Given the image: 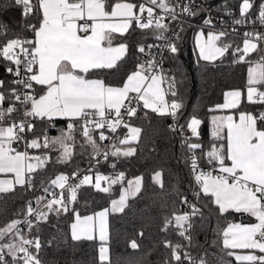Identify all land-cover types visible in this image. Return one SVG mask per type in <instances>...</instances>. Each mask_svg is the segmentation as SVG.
Segmentation results:
<instances>
[{
    "label": "snow or ice",
    "instance_id": "1",
    "mask_svg": "<svg viewBox=\"0 0 264 264\" xmlns=\"http://www.w3.org/2000/svg\"><path fill=\"white\" fill-rule=\"evenodd\" d=\"M22 4L24 14L38 13L36 24L28 25L33 33V38L22 39L20 37L9 39L0 44V59L9 62L5 70L15 77L11 84L20 87L8 89V95L0 91V105L8 99L14 101L6 109L0 107V174H11L10 179H0V193L13 191L16 186H33L32 176L45 166L49 157L47 155L32 156L27 151H18L13 144L24 139L23 133L32 132L35 125L32 121L39 119L51 123L54 119H65L68 122L67 129L61 130L57 137H49L46 134L42 138H35L25 141L27 149H49L59 146L60 156L58 162H67L72 156V144L74 141L73 131L77 123H80L81 135L85 144L92 148L93 154L99 155L101 147L93 137L94 132H99V140L109 139L104 129L116 133L117 129L123 126L127 134L119 139L121 148L113 145L114 150H109L114 157H130L135 154L131 143L136 141L140 135V129L131 126L124 120L136 116L137 107L143 104L145 109L160 115H171L173 120L182 107L175 99L169 103L165 96L177 95L174 90L175 82L168 81L162 75V69L154 59L147 63H139L124 81L122 86H108L101 79L88 78V74L94 70L111 69L117 65L126 54L127 45L120 43L113 46V34L123 35L130 26L135 25L141 29L152 28L161 30L157 38H162V31L167 25L162 23V17H154L153 7L141 3L138 6L130 2L116 0L107 8L106 0H76L70 3L69 0H16ZM150 5H155L165 12H173L169 8L167 0H147ZM138 7L139 13L134 9ZM253 7L250 0H243L240 4V15L244 17ZM183 12L195 15L185 5ZM148 19L144 20V13ZM259 20L264 22V3L259 6ZM244 21L237 19L235 23ZM210 25V20L204 21ZM227 34L209 32L205 37L203 31L197 32L195 36L196 47L199 56L205 61L215 60L222 57L229 50L231 45L222 44L221 38ZM243 47L237 48L240 53L239 61L252 52L258 50V44L253 40H264V36L245 33ZM151 47V46H149ZM141 53L145 51L141 46L138 49ZM170 51L175 53L177 48L170 45ZM235 54V53H234ZM23 73V74H22ZM168 83V88L162 87ZM264 84V57L255 67H249L247 79V100L249 103L264 104V91H259L256 85ZM5 87V82L0 80V89ZM242 93L240 91L226 92L224 103L217 105L219 110L237 109L241 103ZM16 104L23 107L24 120L19 123L13 122L7 126L3 121L10 117L18 109ZM114 114V115H113ZM264 121V112L256 116L252 113L240 112L238 120L233 115L213 116L211 135L214 141H226L219 145L213 143L211 149L205 153L209 164L217 165L211 171L198 170L196 156L191 157V168L195 182L199 187V196H209L212 203L218 207L221 215L235 211L247 213L254 217L256 223L247 225L229 223L224 227L222 236L223 248L228 250L226 255L234 257L237 264H264V127L258 122ZM201 121L195 117L187 124L192 136H198V128ZM188 150L201 147L198 143H188ZM105 159L109 152L103 153ZM114 167V165H113ZM73 177H77L73 173ZM161 173L156 172L153 180L160 183ZM91 177L84 175L79 179L78 184L69 183V177L60 174L50 181L51 186L60 189V193L51 192L49 188L44 191L52 197L43 205L47 211L34 209L31 204L26 211L24 223L29 229L33 227L31 220L27 217L34 216L37 222L47 219L48 213L61 211L68 212V205L76 200L77 189L82 185L91 183ZM125 179L123 172L115 177H106L97 174L94 187L101 192L110 191L111 185L120 183ZM142 178L127 181L128 187L124 189L118 200L111 201L112 212H122L126 207L129 197H134L139 191ZM108 182V187H103L101 182ZM67 192V198L65 197ZM44 197L37 198V204H41ZM187 203V200H183ZM109 209L105 208L93 215L81 216L75 212V221L71 224V238L73 241L94 240L99 238V261L105 264L109 260L108 247L106 242L109 239L108 221ZM199 212L195 205H192V215ZM175 225L183 229L184 223L189 220V215H175ZM19 220H13L5 228L0 229V240L8 234H13L17 242L0 244V264H8L4 251L12 257V264H41L38 253L41 249L39 238L27 239L20 232ZM171 223L168 221L167 224ZM185 231H180L185 236ZM188 239L187 236H185ZM133 249L138 245L135 241L130 245ZM166 247H172L169 244ZM34 247L36 254L30 251ZM179 245L172 248V257L176 261L181 259L177 249ZM234 250H248L246 254ZM259 253V254H257ZM187 258V254H185ZM201 264L205 261L201 260Z\"/></svg>",
    "mask_w": 264,
    "mask_h": 264
},
{
    "label": "trees",
    "instance_id": "2",
    "mask_svg": "<svg viewBox=\"0 0 264 264\" xmlns=\"http://www.w3.org/2000/svg\"><path fill=\"white\" fill-rule=\"evenodd\" d=\"M116 0H106L107 5ZM214 10L227 19L237 20L240 15V4L243 0H208ZM253 7L245 15L246 18H258L259 6L264 0H250ZM137 5V2H135ZM36 4V0H33ZM138 8V7H137ZM204 12L196 9L194 18L183 25L177 32L174 45L175 53L169 51L163 62V75L168 81L175 82L174 90L177 95L173 97L170 92L166 95L167 101L173 99L182 104L178 110L176 120L187 127L191 118L195 117L201 121L198 128V136H192L189 143H198L200 148L190 152L179 144L173 135L169 116H160L154 112L141 111V114L128 121L131 126L139 128L138 139L131 143L135 154L130 157H114L109 154L107 159L93 154L92 148L85 144L81 135V128L76 127L72 135V156L67 162H58L60 156L59 146L49 149H26L32 155H47L49 160L45 166L38 169L32 176L31 188L16 186L13 191L0 193V229L5 228L13 220L24 217L26 203L30 202L32 207L44 211V202L49 194L45 188H55L50 181L57 175L70 176L82 169H89L94 174L113 177L112 173H124L125 179L120 183L111 185L107 193L98 191L94 187V177L91 183L82 185L77 189L76 200L68 205L69 211L48 213L47 219L37 222L34 216L30 220L33 227L28 226L22 230L26 238H39L41 249L38 258L41 264H100L99 247L100 241L80 240L73 241L70 226L75 212L80 215L94 213L101 208L109 209L110 202L120 195L121 189L127 181L133 177H140V191L126 201V207L122 212H112L108 215L109 239L106 245L109 249V260L105 264H237L233 257L226 255L228 250L223 248L221 230L226 227L230 218L228 213L221 215L218 207L212 203L209 196L199 192V187L194 185L193 172L190 169L191 157L197 158L198 170L205 167L217 165L209 164L205 153L211 149L213 143L219 145L226 141H214L212 132V117L222 116L228 112L253 111L256 114L260 105L249 103L244 95L247 86L248 65L250 61H258L259 50L250 53L245 61H239V55H234V50L243 45L244 35L225 32L227 35L221 38L222 44L231 47L224 54L213 61H205L200 58L195 46L194 38L199 29L203 27ZM38 13L25 15L21 5L16 0H0V44L9 39H14L21 34L28 39L33 33L28 30V25L36 24ZM161 30L155 27L141 29L134 24L129 31L121 35L118 40L125 42L128 46L126 55L111 69L94 70L88 74L90 78H98L108 85H121L128 74L136 69L141 63L142 53L139 47L144 48L151 42L157 41ZM163 32V31H162ZM12 66L9 62L0 59V80L5 82V87L0 89L8 95V89L18 87L11 84L15 78L6 72V68ZM14 67V66H12ZM259 86V85H258ZM165 89L168 83H165ZM240 89L242 91L241 103L237 109L219 110L216 108L223 102L224 94L228 90ZM10 101L6 99L0 107L7 108ZM17 112L11 117L19 116L21 105L16 104ZM69 121L65 119L33 121L35 128L28 134V140L42 138L43 135L57 137L61 130L67 129ZM3 122L4 126L9 125ZM124 131H128L123 128ZM106 132L107 129H104ZM94 139L100 145L99 132L93 133ZM17 150H22L21 143H14ZM114 145L122 149L127 147L119 145L118 139ZM186 153L188 161H186ZM114 165V167H113ZM156 172L161 173L160 183L153 180ZM75 181L73 184H78ZM107 186H109V183ZM67 198V192H65ZM44 197L41 204H37V198ZM191 198L199 209V212L191 219L189 230L185 236H181L177 228L174 216L184 215L183 200ZM46 204V203H45ZM239 215L236 216V218ZM168 221L171 223L167 224ZM135 241L138 245L133 249L130 245ZM3 244L17 242L13 234H8L3 239ZM169 244L172 247H166ZM179 245L177 249L181 259L176 261L172 257V248ZM189 250V253H186ZM8 264H12V257L4 251ZM36 254V250H35ZM187 254V258H185ZM190 254V255H188ZM22 264V262H21Z\"/></svg>",
    "mask_w": 264,
    "mask_h": 264
},
{
    "label": "built area",
    "instance_id": "3",
    "mask_svg": "<svg viewBox=\"0 0 264 264\" xmlns=\"http://www.w3.org/2000/svg\"><path fill=\"white\" fill-rule=\"evenodd\" d=\"M136 1H137V6L141 3H145L146 6L153 7L154 17H162L163 18L162 23H164L168 26L167 29L163 30V32H162V38H159L155 42L149 43L144 48L145 51L142 53V60H141V63H147V61L154 59L158 65V68L162 69V73H161L162 75H163V62H164L165 55L170 51V45L174 44V39L176 38L178 30L183 25H185L186 23H189L195 16V15H191V14L183 12L182 8L185 5H187L191 9V12H193L195 14H196V9H201L204 12L203 27H205L207 29H212V30H215L219 33L221 31H223V32H229V33L230 32L237 33V34H241V35H244L245 33H252L254 35L258 34V35L264 36V22H261L259 20V18L248 19L244 16V17L240 18L244 22L237 24V23H235L236 20L227 19L223 15L216 12L208 0H167L169 8L174 9V14L176 17L175 19H173V12H171V11L165 12V11L161 10L160 8L156 7L155 5L148 4L147 0H136ZM69 2L75 3L76 0H69ZM20 5L24 11L23 5L22 4H20ZM137 10H138L137 14H140L138 8H137ZM143 16H144V20L146 22V20L148 19L147 13L145 12L143 14ZM205 20H210L211 24L205 25L204 24ZM18 37H20L22 39H28L23 34H21ZM254 41H256V40H254ZM256 42L258 44V50H259L258 62H260L262 57H264V40H260V41H256ZM149 46H151V47H149ZM234 53H235L234 55L237 57L238 53H236V51ZM18 87H20L21 91H23L22 86H18ZM258 90L264 91V84H260L258 86ZM258 104L260 105V107L258 109L257 116H259L260 113L264 112V104H261V103H258ZM134 106L137 107V114L134 117H137L141 114V111H144V107H143L142 103H140L139 105L134 104ZM23 111H24V109L21 106L19 109L20 114L17 118L10 116V117L6 118L3 122L8 121L10 124L13 122L19 123L21 120L25 119V117L23 116ZM168 116L170 118L171 128H172L174 137L179 142V144L181 146H183L186 149V151H188L187 145L189 143L190 137H192L191 131L186 126H184L181 122L177 121L176 119L173 120L171 115H168ZM134 117L129 118L127 115H125L124 120L128 123V121ZM80 123H82V122H80ZM80 123H77L76 127H79ZM259 123L261 124L262 127H264V121H260ZM123 128H124L123 126L118 128L116 133H111L108 130L105 132V135H107L109 137V139L103 141L101 153L98 155V157L105 158L103 155L104 152H109V154H110L109 150L110 149L114 150L113 145H114L115 141L117 139L118 140L123 139L125 137V135L127 134V131H124ZM28 134H29V132H27V131L25 133H23L22 135L24 136V139L17 142V143H21L22 148H23V152L26 151V149H27L25 141L28 140ZM108 157H109V155H108ZM186 161L189 162L187 153H186ZM213 168H215V167L208 166V167H205L202 171H205V172L211 171V170H213ZM190 169L192 171L191 165H190ZM198 169H199V166H198ZM76 174H77V177H79V179H82L84 175H89L90 177H94V178L97 175V174H94L91 170L86 169V168L76 172ZM116 175H117V173H112L113 177H115ZM103 176H105V175H103ZM68 177H69V183H71V184H73L75 181H79L78 178L73 177V174L68 176ZM193 180H194L193 183L196 186L194 175H193ZM50 191L59 194L61 190L58 188H52ZM51 198L52 197L48 194L46 196V201L44 202V204L47 203V201ZM186 200H187V203H184V214L189 215V220L187 221V224L185 225L184 230L187 231L190 228L191 219L196 214L192 215V205H195L194 202L192 201V199L189 198ZM29 204H30V202L27 201L26 211H27V207ZM33 208L39 209L37 207H33ZM196 208H197V206H196ZM30 218L31 217H27V219H29V220H30ZM25 219H26V212H25L24 217L18 219L19 221H21V223L18 225L20 232H22V230L25 229V227L27 226V224L24 223ZM27 239L35 240L36 237H30ZM2 241H3V239L0 240V244H3ZM30 251H32L35 254V248L34 247L30 248ZM186 253H189V250H186ZM188 255H190V254H188Z\"/></svg>",
    "mask_w": 264,
    "mask_h": 264
},
{
    "label": "crops",
    "instance_id": "4",
    "mask_svg": "<svg viewBox=\"0 0 264 264\" xmlns=\"http://www.w3.org/2000/svg\"><path fill=\"white\" fill-rule=\"evenodd\" d=\"M116 1H113V2H110V4L109 5H107V8H108V10L110 11L111 10V5L112 4H114ZM121 2H130V3H133V4H135L136 5V3L135 2H137L136 0H121ZM107 4V3H106ZM134 11L136 12V14H137V8L136 9H134ZM133 24H134V22H133ZM132 24V25H133ZM131 25V26H132ZM131 26H130V28H131ZM129 28V29H130ZM129 29H128V31H129ZM200 30V29H199ZM198 30V31H199ZM127 31V32H128ZM197 31V32H198ZM205 31V30H204ZM126 32V33H127ZM196 32V33H197ZM125 34V33H124ZM123 34V35H124ZM114 35V39H113V46H118L120 43H124V44H126L125 42H122V41H119L118 40V38L121 36L120 34H113ZM195 36H196V34H195ZM33 38V37H32ZM254 41V40H253ZM194 42H195V38H194ZM254 42H256V41H254ZM257 43V42H256ZM127 45V44H126ZM195 46H196V44H195ZM242 48V47H241ZM127 50H128V46H127ZM234 52H235V50H234ZM126 53H127V51H126ZM126 55V54H125ZM124 55V56H125ZM123 56V57H124ZM217 58H219V57H217ZM216 58V59H217ZM213 61V60H212ZM131 73V72H130ZM129 73V74H130ZM128 74V75H129ZM88 78H90V77H88ZM127 78V77H126ZM92 79H96V78H92ZM126 80V79H125ZM124 80V81H125ZM124 83V82H123ZM123 83L121 84V85H119V86H122L123 85ZM106 84V83H105ZM106 85H108V84H106ZM108 86H113V87H119V86H114V85H108ZM162 87L163 88H166L165 87V83L162 85ZM227 92V91H226ZM225 92V93H226ZM225 95V94H224ZM244 95H245V90H244ZM241 98H242V96H241ZM245 98H246V96H245ZM165 99L167 100V96H165ZM246 100H247V98H246ZM223 102H224V99H223ZM222 102V103H223ZM144 110H146V111H150V112H152L150 109H145L144 108ZM240 112H247V113H252V114H254V115H256L257 116V114L255 113V112H253V111H237V112H228V113H225V114H223V115H233L234 116V118L235 119H237L238 120V118H239V114H240ZM222 115V116H223ZM54 120H60V119H54ZM53 120V121H54ZM259 123V122H258ZM259 125L261 126V124L259 123ZM262 127V126H261ZM14 146V145H13ZM103 176V175H102ZM10 178H12V176H11V174H0V179H10ZM94 184H95V178H94ZM101 184H102V186L103 187H108L107 185H106V182H104V181H102L101 182ZM228 214L230 213H232V215H233V217H230V220H229V222L227 223V225L229 224V223H236V224H242V225H247V224H250V223H256L257 221L255 220V218L254 217H251L250 215H248L247 213H237V212H235V211H229V212H227ZM237 215H239L238 217H240V216H246L249 220H247V221H240V219L239 218H236V216ZM108 218V217H107ZM108 220V219H107ZM227 225H226V227H227ZM98 240H99V238L98 237H96ZM107 246V245H106ZM234 251H236V252H238V253H241V254H246V252L248 251V250H234ZM257 254H259V253H257ZM234 258V257H233ZM235 260V259H234Z\"/></svg>",
    "mask_w": 264,
    "mask_h": 264
},
{
    "label": "rangeland",
    "instance_id": "5",
    "mask_svg": "<svg viewBox=\"0 0 264 264\" xmlns=\"http://www.w3.org/2000/svg\"><path fill=\"white\" fill-rule=\"evenodd\" d=\"M205 30V31H204ZM200 31H203L204 33H205V37L207 36V34L209 33V32H213V33H219V32H217V31H215V30H212V29H207V28H205V27H202V29H200L198 32H200ZM254 42V41H253ZM195 44H196V40H195ZM242 47H243V45H242ZM196 49H197V51H198V54H199V50H198V48L196 47ZM236 51V50H235ZM257 63H258V61H250V63H249V65H248V69H249V67H255L256 65H257ZM247 87H248V85L246 86V88H245V96H246V98H247ZM256 87L258 88V85H256ZM230 91H240L241 93H242V91L240 90V89H232V90H228L227 92H230ZM224 103V102H223ZM223 103H221V104H223ZM134 127V126H133ZM18 151H21V152H23L22 150H18ZM135 178H137V177H133L132 179H130V180H134ZM106 185H107V183H106ZM128 187V184H126L125 186H123L122 187V189H121V192L124 190V189H126ZM121 192H120V194H121ZM119 197H120V195L117 197V198H115L114 200H118L119 199ZM102 209H105V208H101V209H99L98 211H100V210H102ZM109 209L111 210V202H110V206H109ZM98 211H96V212H98ZM95 213V212H94ZM94 213H88V214H83V215H81L82 217L83 216H87V215H93ZM75 221V214H74V218H73V221H72V223ZM71 223V224H72ZM70 231H71V227H70ZM97 237H98V235H97Z\"/></svg>",
    "mask_w": 264,
    "mask_h": 264
},
{
    "label": "water",
    "instance_id": "6",
    "mask_svg": "<svg viewBox=\"0 0 264 264\" xmlns=\"http://www.w3.org/2000/svg\"><path fill=\"white\" fill-rule=\"evenodd\" d=\"M13 145H15V144H13ZM228 217L230 218V217H233V215H232V213L230 214H228ZM239 219H240V221H247V220H249L246 216H240L239 217Z\"/></svg>",
    "mask_w": 264,
    "mask_h": 264
}]
</instances>
